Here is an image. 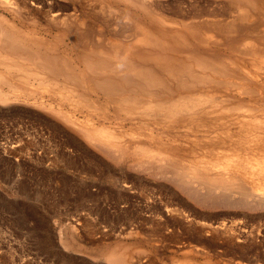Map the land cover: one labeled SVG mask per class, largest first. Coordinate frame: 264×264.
Masks as SVG:
<instances>
[{
  "label": "bare ground",
  "instance_id": "1",
  "mask_svg": "<svg viewBox=\"0 0 264 264\" xmlns=\"http://www.w3.org/2000/svg\"><path fill=\"white\" fill-rule=\"evenodd\" d=\"M14 1L16 3L0 0L1 10L9 15L8 18L0 15V94L1 86L16 91L17 86L32 84L36 94L50 93L59 99V107L64 102L70 103V107L74 104L81 106V99L86 98L85 93L98 92L119 113H125L133 120L135 118L139 125L144 123L140 127L150 121L147 123L152 129H157L158 133H155L172 137V142H181L189 139V136L195 138L193 142H198L197 146H190L193 149H185L184 153L187 154L186 158L195 154L199 159L190 162L189 158V165L178 166L185 154L179 156L180 148L169 146L172 142L167 140L171 138L166 140L165 146L157 134H147L156 145L158 140L161 148L165 149L154 152L152 146L141 141L143 137L139 138L140 132H135L139 135L133 136L137 141L133 139L136 143L132 149L128 145L130 143L126 145L122 137L114 132L115 129H98L100 125L98 130L87 127L82 131L78 129L91 145L101 148L111 160L139 157L134 165L135 171L145 167L148 171L154 168L156 175L169 174L172 177H169L170 182L189 202L214 209L213 212L221 209L233 217L232 221L224 219L217 223L214 221V224L200 223L208 232L235 231L240 227L245 212L261 211L264 217V66L259 69V74H262V82L258 81L260 84L256 83L257 80L249 82L248 77H245V81L240 72V75H235L236 70L231 63L232 66H229L226 64L228 62L218 61L222 56L210 59L208 53L201 52L198 46H192L215 44L219 38L220 45L228 47L229 51H237H233L234 54L231 50L233 55L250 56L258 53L259 49L262 53L264 34H253L250 26L246 25L248 30L244 25H239L251 16L248 10L240 8L243 10L240 16L239 9L236 11L238 25L215 23L209 26L200 20L201 16L196 11L190 15L187 10V13L181 10V5V8L178 5V9L168 10L159 0ZM201 32H212L214 35L202 39ZM247 33L252 34L251 38ZM30 86L27 88L32 89ZM78 87L86 91L81 89L78 93ZM18 90L16 92L19 93L21 89ZM13 93V96L19 95ZM20 93L27 92L22 90ZM8 94L11 95L10 92ZM60 113V116L63 115L62 111ZM72 114L69 112L64 116L68 117L73 127H79L71 119ZM64 116L60 117L61 120L67 121ZM179 130L189 135L188 138L182 139ZM199 135L204 138L201 139ZM179 142L177 144L183 145ZM166 160L168 164L165 165L163 162ZM169 200L172 202V199ZM167 210L172 212L176 209ZM235 216H241L240 220L236 218L237 221H234ZM262 228L264 230V222ZM116 252H108L106 259L113 264H122V252H119L121 255Z\"/></svg>",
  "mask_w": 264,
  "mask_h": 264
},
{
  "label": "rangeland",
  "instance_id": "2",
  "mask_svg": "<svg viewBox=\"0 0 264 264\" xmlns=\"http://www.w3.org/2000/svg\"><path fill=\"white\" fill-rule=\"evenodd\" d=\"M10 1L16 3L14 0ZM159 2L168 10L178 9V5H181V10L186 13L188 11L190 15L196 11L195 13L201 16L200 20L209 26H214L215 23L238 25L236 11L238 9L239 12L241 11L238 12L240 16L243 11L240 8L244 7L251 16L239 25H244L245 29L250 26L249 29L255 32L253 34L257 32L260 35L264 34V0H241V2L240 0L236 2L235 0H159ZM0 15L9 17L1 8ZM251 33L246 35L251 38ZM208 35L214 34L201 32L202 39L209 38ZM217 39L213 38L217 41L216 45L210 43L206 44L207 46H192H198L201 52L208 53L210 59L211 57L219 59L218 55L222 56L217 60L222 63L228 62L229 64H226L229 66L233 65L232 68L236 70L235 75L241 73L244 79L245 77L250 79L249 82L257 80L256 83L260 84L262 74H259V69L264 66V61L260 59H264V50L260 53L261 49H259L258 53L250 56L233 55L235 54L233 51L236 50L231 49L232 53L231 50H227L228 47L220 45L219 38ZM252 56L256 57L254 59L261 56L257 59L261 62L257 60L254 62ZM250 61L256 64L252 65ZM250 68L257 69V72ZM30 85L27 84L28 88L32 87L30 88L32 93L26 85L17 86L15 90L19 91V88L27 93H20L21 91L18 93L11 88L7 89V86H1L0 264H113L106 259V255L117 250L119 251L116 254L122 252L124 255L120 254L124 264H264L262 228L264 217L261 211L245 212L242 217L235 216L234 221L236 218L240 220L241 217L242 223L238 229L233 230L234 232L232 230L208 232L200 223L214 224L224 219L232 221L233 217H229L231 215L228 216L221 209L213 212L214 209L210 210L189 202L170 182L172 177L169 174L156 175L154 168L148 171L149 169L145 167L135 171L134 165L139 157L111 160L112 158H109L101 148L91 145L78 131L86 127L91 130L114 131L115 129L114 132L122 137L126 145L130 143L128 145L132 149L136 143L133 139H136L135 135H139L135 132H140L139 138L143 137L142 142L152 146V151L162 152L165 149L161 148L162 145L158 140L156 145V142L148 137L152 133L155 136L158 133L157 129H152L147 123L150 121L140 127L142 122L139 125L135 118L133 120V117H129L131 120L125 113H119V110L114 109L105 97L95 91L85 93L86 98L81 99L83 104L71 105L73 108L69 111L70 103L64 102V106L61 103L62 107H59L57 103L59 99L55 95L50 93H37V95L33 92L34 86ZM76 89L77 92L81 89L86 91L83 87ZM3 90L5 93L3 96L10 92L11 95H8L14 98L10 100L8 95L3 97ZM15 92L19 95L13 96L12 93L16 94ZM49 97L54 99L51 100ZM59 109L63 114L61 116ZM79 109H82V112ZM67 110L73 113L71 119L73 118L72 120L79 127H73L68 117L64 116L68 115ZM117 114L121 115L117 116ZM63 116L69 120L68 122L65 120L67 123L64 119L61 120L60 117ZM128 119L134 121L133 124ZM158 136L165 146L168 138L171 140L167 141L173 140L170 136H160V133ZM188 136L184 133L181 138ZM200 138L204 137L200 136ZM193 139L195 138L189 136V139H184L186 142L177 141L183 145L177 144L174 140L169 146H178L180 148L178 155L181 156L185 154V149L190 150L197 146L198 142L194 143ZM186 155L185 158L181 157L182 161H179L178 166L182 164L186 167L191 161L199 159L195 154H188V158ZM163 163L166 165L168 161ZM173 197L178 198L180 202ZM169 199H172V202ZM168 208L176 210L167 212Z\"/></svg>",
  "mask_w": 264,
  "mask_h": 264
},
{
  "label": "clouds",
  "instance_id": "3",
  "mask_svg": "<svg viewBox=\"0 0 264 264\" xmlns=\"http://www.w3.org/2000/svg\"><path fill=\"white\" fill-rule=\"evenodd\" d=\"M118 67H122V65H118Z\"/></svg>",
  "mask_w": 264,
  "mask_h": 264
}]
</instances>
